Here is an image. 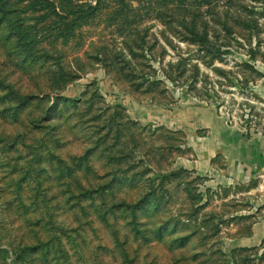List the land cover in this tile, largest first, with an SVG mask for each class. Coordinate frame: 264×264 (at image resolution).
Here are the masks:
<instances>
[{"label":"rangeland","instance_id":"374dc122","mask_svg":"<svg viewBox=\"0 0 264 264\" xmlns=\"http://www.w3.org/2000/svg\"><path fill=\"white\" fill-rule=\"evenodd\" d=\"M0 16V264H264V237L234 240L264 178L177 168L183 131L127 113L129 96L190 99L264 136V0H0Z\"/></svg>","mask_w":264,"mask_h":264},{"label":"crops","instance_id":"0c3cea01","mask_svg":"<svg viewBox=\"0 0 264 264\" xmlns=\"http://www.w3.org/2000/svg\"><path fill=\"white\" fill-rule=\"evenodd\" d=\"M129 98L130 118L183 131L182 143L187 152L177 158V168L209 178L210 183L242 182L255 175L264 178V136L244 131L224 119L213 106L194 100H148L136 95ZM236 236H240L234 239L236 246L241 247L253 245L264 237V209L252 222L248 234Z\"/></svg>","mask_w":264,"mask_h":264},{"label":"trees","instance_id":"16d2710c","mask_svg":"<svg viewBox=\"0 0 264 264\" xmlns=\"http://www.w3.org/2000/svg\"><path fill=\"white\" fill-rule=\"evenodd\" d=\"M74 7H76V8H82L83 7V5H75ZM87 8L88 9H93L94 7L93 6H90V5H87ZM4 14V13H3ZM6 14V13H5ZM3 16H0V19L2 18ZM11 35H14L15 37H16V40L17 41H19V43H23V40L25 39V37H26V32L24 31V30H20L18 33H14V32H12V34ZM0 100L2 101V102H4V101H6L5 100V96H0ZM57 100H58V102H60V100H61V98H57ZM24 102H22V105H24L23 104ZM88 152V150L86 151V153ZM85 153V155H87ZM86 156H83L82 158H85ZM133 208V207H132Z\"/></svg>","mask_w":264,"mask_h":264}]
</instances>
